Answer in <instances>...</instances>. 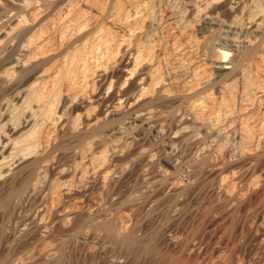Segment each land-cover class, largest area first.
<instances>
[{
  "label": "rangeland",
  "instance_id": "374dc122",
  "mask_svg": "<svg viewBox=\"0 0 264 264\" xmlns=\"http://www.w3.org/2000/svg\"><path fill=\"white\" fill-rule=\"evenodd\" d=\"M196 1L146 0L139 7L145 25L139 23V31L129 37L107 22L112 13L129 10L125 0H0V139L20 135L10 130L23 125L27 112L45 123L41 138L54 134L59 117L82 114L84 108L92 117L99 116L100 99L108 82L122 81L121 71L134 69L132 64L123 68L120 60L130 57L131 63L137 48L146 55L143 66L137 68L141 76L153 75L165 86L169 79L174 84L186 83L194 90L188 97L171 92L166 99L160 98L161 107L146 118L135 119L133 111L127 109L109 114L104 132L119 130L108 137L106 152L98 148L91 159L65 144L45 149V197L38 192L30 203H23L25 206L16 189L31 167L23 164L4 175L0 172V264H173L179 255L189 253L170 246L173 242L183 244L182 236L201 221L204 225L200 229L210 235V261L223 258L221 262L226 264L227 252L217 253L223 250L226 235L220 231L225 221L233 222L234 218H221L228 211L218 187L223 178L228 195L236 194L242 204L252 201L253 208L246 209L247 224L253 233L260 229L253 218L264 210V32L253 38L249 31L248 38L244 36L251 38L250 46H241L238 42L244 36L229 33L227 26L243 25L248 4L237 6L226 1L191 9ZM53 21L59 33L53 29L45 33L46 23L51 27ZM100 30L111 38L109 53L115 59L107 64L106 60L94 59L93 36ZM87 31H92L88 38L76 41ZM30 36L32 44L25 53L21 45ZM224 38L235 39L238 45L231 71L216 70L219 49H230L225 45L228 41L220 42ZM41 46L45 50L40 52ZM69 54L76 56V61ZM69 71L79 73L75 81L81 83L72 85ZM33 83L42 91L45 88L43 105L38 109L28 92ZM99 83L104 87L101 90ZM122 84L129 95L136 93V86ZM202 93L209 97L204 101L212 110L211 114L206 110L211 118L205 119V115L206 122L187 123L185 131L176 132L172 114ZM220 105L230 114L225 117L218 112ZM175 132L178 135L173 137ZM41 205H45L41 261H15L16 251L29 238H15L20 237L14 230L15 218L18 215L25 222ZM20 206L23 209L18 213ZM70 217V223H79L65 231L62 225ZM254 237V244L251 240L243 246L238 243L243 248L232 253L234 262L264 264V236L255 241Z\"/></svg>",
  "mask_w": 264,
  "mask_h": 264
},
{
  "label": "bare ground",
  "instance_id": "6f19581e",
  "mask_svg": "<svg viewBox=\"0 0 264 264\" xmlns=\"http://www.w3.org/2000/svg\"><path fill=\"white\" fill-rule=\"evenodd\" d=\"M125 1H126V3L129 4V10L126 13L125 12L119 13V11L118 12L113 11L114 13H112L110 15L111 18L107 22H109V24H111L112 26H117L118 29L121 28L123 33H126L128 36L129 35L132 36V34L134 36V33L139 31V29H140L139 26L141 24H143V22L145 21V19L141 20V18L139 17V13L141 12L140 11L141 9L139 10V7H141L142 5H145L146 0H136L134 2H132L130 0H125ZM226 1H229L231 4H235L237 6H240L243 4H248V8H249L248 12L245 14V17L242 21L243 25L237 26V25L230 24L229 26H227L229 33H233V34H236L237 36L239 35V37L240 36L242 37L244 35L247 36L248 35L247 33L250 31L251 33L254 34L253 38H255V37L259 36V34L261 35L264 32V0H261V2H255L254 0H197L195 2L196 4L194 3L193 6L191 7V9L197 10V8L200 7L201 5L209 7L215 3H221V2H226ZM115 8H116V6H115ZM29 21H30V18L28 19V22ZM47 22H49V21H47ZM147 22H149V21H147ZM139 23H141V24L139 25ZM30 24H32V21L28 24V26H30ZM46 24L47 25L45 26V33H48L50 30H52V29L54 30L56 28L54 21H53L51 27H49V23H46ZM144 25L145 24H143V26ZM82 27L84 28V26H82ZM56 31H57V29H56ZM56 31H55L56 34L59 33ZM90 34H92V31H87L85 34H81L80 37L78 36L79 39L76 41H79L82 39L84 40V38H88V36ZM31 35H32V32H31ZM32 36H30L29 39H27L25 41L26 44L21 43L22 44L21 49H20L21 51H23L25 53H27L29 51V49H30L29 45L32 44V42H31L32 40H30L32 38ZM106 36L102 35L101 30H100V31H98V33L94 34L92 43H93V48H94V45L96 44V48L93 51V53H95L94 59H98L97 61L106 60V64H107L108 60L114 58V56L111 53H109L111 50V49H109L111 46V40H110L111 38L108 39V36L107 37ZM245 36L242 37V39H240L238 44L240 43L241 46L248 47L251 44V40H250L251 38L247 39L249 35L247 36V38ZM53 37H55V36H53ZM57 39H59V38H57ZM65 39H67V38H65ZM65 39H63V40H65ZM123 39H125V37ZM256 39H255V41H256ZM55 41H57V40H55ZM222 41L223 42L228 41L229 44L225 43V45L226 44H227V46L229 45L230 49H228V48L225 49L223 47L219 49V51H218L219 57L215 61L216 70L217 71H223V70L231 71V70H233L234 63L236 61L235 60V52L237 51L238 45H237V42L235 41V39L224 38V39H221L220 42H222ZM253 41H254V39H253ZM126 42H127V39H126ZM66 43H69V40ZM72 43H74V41H72ZM56 44H57V42H56ZM58 44H61V43H59V40H58ZM61 45H63V44H61ZM61 45H58V49L59 48L62 49ZM31 47H33V46H31ZM52 47H53V45H52ZM38 49H40L38 51L41 52V49H44V47L41 46ZM125 49H123V50L125 51ZM140 49H142V48H139V50ZM44 50L42 52H44ZM52 50H55V49H52ZM36 52L34 51L32 53H36ZM67 52H68V50H67ZM111 52H112V50H111ZM136 52H137L136 53L137 55H135V56L133 55V59L131 58V60H132L131 63H129L130 57H126V58L121 57L122 59L120 58L121 59L120 64H122L123 68L127 67L128 64H132L131 67H134V69L133 68L132 69H127V68L125 69L124 68L121 71V73H122V79L121 80L123 81L125 86H126V83L127 84L129 83V85H134V87L136 86L137 91L133 95H129V93H128L129 91L126 90V88L124 87L123 84L122 85L125 89L120 85V82H122V81H119V82L118 81H112V79H111L108 82V86H106L107 91L106 92L104 91V94L102 95L103 97L100 96L102 98L100 99L101 100V107H100L99 116L92 117L93 115L89 112V109L84 108V113H82V114L72 113V115L69 118L68 117L67 118H62V117L60 118L59 117L56 121L58 124L54 128V134L50 137L49 136L45 137V135H44L43 136L44 139H43L40 137L42 135L40 130L44 126L45 123L42 120L37 122L35 120V118L33 117L34 116L32 114L33 112H27L28 116H25L26 118L24 119L23 125L19 129L18 128H11V130H10L11 134H15V133L19 132L20 135H18L14 139H11L10 137H6V136H3L0 139V169H1L0 172L3 175L5 173H8L9 171H11L12 169L17 168L23 164H28L31 167V169H29L28 173L22 179V185L20 186V189L19 190L16 189L17 192L22 194V195L20 194L22 196V197H20L21 198L20 201L22 204L23 203L24 204L30 203V201L32 200L34 195L38 192H42L43 197H45V165H46L45 164V160H46L45 159L46 158L45 157V149H47V148L58 149L65 144V146H67V147L71 146V147H73V149L75 151H79L80 153L85 155L87 158L91 159V156L93 155V153L95 152L96 149L100 148L101 150L105 151V143L107 142L108 137L111 136L113 133H116L119 130V128L117 127L115 129H112L111 132L108 134H106L104 132V129L106 126V121H104V120H106L105 118L109 114H112V113H114L120 109H125V110L127 109V110H130V112L133 111L132 113H134L135 119L143 118V117L153 113V111L156 108L161 107V106H159L158 101L160 100V98L166 99L167 97H169L171 92L173 94L175 92L176 94H174V95H176V96H177V94H180L183 97H188L190 95V93L194 91V90L192 91L191 85H188V84L185 85L186 83H184V84L182 83L183 85H181L179 83L174 84V82L172 83L171 80L169 79L170 82H168V83L165 82V83H167L165 86V84H161L158 81L159 78L157 79L153 75H148V76L142 75L141 76L140 72L137 73L138 72L137 70H139L137 68H139L144 63L143 59L146 55L144 56L143 54H145V53L142 54V51L138 52V48H137ZM129 54L131 55V51ZM59 55H60V52H59ZM64 56H65V53H64ZM70 56H72V55H70ZM73 56L71 57V59L75 60L76 56L74 58H73ZM172 58H174V57H172ZM33 59L36 60L38 58L35 59V56H34ZM93 61L97 62L96 60H93ZM79 62L80 61H78V63ZM70 64L71 63H69V66H70ZM76 64H74V65H76ZM78 65L80 66V64H78ZM85 65L86 64H84V67H85ZM84 67H82V68H84ZM104 67H105V65H104ZM81 70H83V69H81ZM69 72H70V74H72L71 73L72 71H69ZM76 72H77V70H76ZM76 75H73L71 80H70L72 85H74L76 82L82 81V80H80V81L78 80L80 78V76L78 78V75H80L79 73L77 75L78 79H77V81H75ZM173 78H174V76H173ZM37 83H33L31 88H29L28 92H30L32 94V96H31L32 101L34 103V106L37 107V109H38L39 107H41L43 105V94H44L45 88L43 86V91H42L41 90L42 88L41 89L38 88L39 86ZM104 84H106V83H104ZM195 85L196 84H194V86ZM70 87H71V85H70ZM101 87H103L102 83L99 85V89ZM68 88H69V86H68ZM196 88H197V86H196ZM222 91H223V89H222ZM202 94L200 95L201 97H199L197 99L195 98L196 97L195 95H193L195 97L191 96L192 98H195V99L192 100V98H191L192 101L187 100L189 102L184 107H182V109H181L182 112L180 111L179 113L172 114V117L175 121L176 127L178 128V130H176V132L177 131L179 133L182 132L184 130L183 128L185 127V125L187 123L188 124L191 122L195 123L201 119H202V121L203 120L205 121L206 118H209V119L211 118L210 117L211 115H209V112L211 109L209 110V108L206 106L207 103H205V101H204L208 96H205L204 94L202 96ZM208 99H209V97H208ZM72 100H73V98H72ZM30 101H31V99H30ZM166 102H168V101H166ZM212 105H214V104H211V106ZM211 106H209V107H211ZM221 107H225V106L220 105V108L218 109V112H220L223 116L225 114L227 115V113L231 112L226 107H225L226 109H222ZM207 108L209 110V112L207 111L208 113H206ZM214 108H216V107H213V110H214ZM227 110H229V112ZM211 113L212 112H210V114ZM205 115L207 117H205ZM226 115H225V117H226ZM115 116H116V114H115ZM204 117H205V119H203ZM214 119H216V118H214ZM219 119H218V121H219ZM209 122H210V120H209ZM53 124H54V122H53ZM176 132L174 133L173 137L178 135ZM45 139H46V141H45ZM241 139L242 138H240V140ZM200 156H202V155H200ZM203 156H204V154H203ZM193 160H195V159H193ZM8 161H10V164L8 165V167H4V165ZM100 169L101 168H99V167L97 168V170H100ZM223 179H220V181L218 182L219 185L218 184L217 185L219 187L221 195L223 196V198L227 202L226 205H227L228 211L221 218L224 219V221L228 218L229 219L234 218V221L233 222H231L229 220L225 221L224 226L220 231L221 234L226 233L225 237L223 238V243H224L223 248H222L223 250H220V248H219L220 251H218L217 253L221 254V253L227 252L226 256H224V257H226V260H227L226 264H239L237 262H234V258L231 257L232 253L233 252H239L240 249L243 248L242 246L245 245V244H243V242L247 241L246 243H248V240H251V238L254 235L256 236L253 239L254 241L256 238L259 239L260 237L264 236V210H262V212L260 211L261 214L258 213L253 218L255 222H258L259 228H260L259 230H257L256 233H253L252 231L254 229H252L251 226L247 224V223H249V221L247 222V214H246V209L248 207L253 208L252 207L253 204L251 203L252 201L250 199H248L247 202L242 204L239 201V199L237 198L236 194H233L231 196L228 195L225 192L226 185H225V181H224L225 179L224 180ZM220 192H219V194H220ZM21 209H23V206H20V208L18 209V213ZM235 210L238 213L236 212V214H235L236 217L235 216L233 217L232 214H233V212H235ZM73 217H70L71 219L67 222V224L62 225V227L64 228L65 231L66 230L71 231L74 227L76 228V226L78 225L79 220L75 221L73 223H70L71 221H73ZM214 220H216V219H214ZM201 224H202V221L199 222L197 225H195V227L192 230H190V233H187V234L182 236L183 237V244H177L174 242L172 243V245H171L172 247L170 246V249L177 250L178 252H180V251L185 252L186 251L189 253V255H187V254L185 255V253L182 255H179L178 260L175 261L174 263L172 262L173 264H224L225 263V262L224 263L221 262L222 260H224L223 258L221 261H220V259L219 260L217 259L216 261H215V259H214V261H210V257H211L210 255L211 254L209 255V253L211 250H210V248H208L210 245L209 244L210 243V235H206L204 228L200 229L201 226L204 225V224H202V225ZM231 224H232V226H231ZM44 225H45V205H41L40 208H37V210L31 216L27 217V220L25 222L19 220L18 215L16 216L14 230H15L17 236H20V237H15V238L18 241L21 240V238L24 236H26V237L28 236L29 238L16 251L14 258H13L15 261H22L25 263H31V262H34L36 260L41 261V254L40 253H41V251L43 252L45 250V226ZM257 228H258V226H257ZM257 234H258V236H257ZM22 235H24V236H22ZM22 241H21V243H22ZM37 241L40 242L39 245L34 246V244ZM251 242H252V240H251ZM238 243H241L242 246L238 247L237 246ZM252 243L254 244V242H252ZM23 251H24V253H22ZM229 254H231V255L229 256ZM217 256H220V255H217ZM171 257H173V256L170 255L169 259H171ZM198 260H201V261L198 262Z\"/></svg>",
  "mask_w": 264,
  "mask_h": 264
}]
</instances>
